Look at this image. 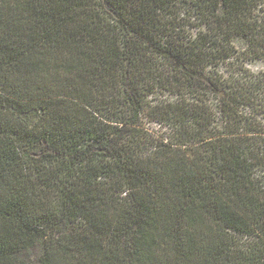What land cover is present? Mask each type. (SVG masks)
I'll return each instance as SVG.
<instances>
[{"label": "trees", "instance_id": "1", "mask_svg": "<svg viewBox=\"0 0 264 264\" xmlns=\"http://www.w3.org/2000/svg\"><path fill=\"white\" fill-rule=\"evenodd\" d=\"M35 242L264 264V0H0V264Z\"/></svg>", "mask_w": 264, "mask_h": 264}, {"label": "rangeland", "instance_id": "2", "mask_svg": "<svg viewBox=\"0 0 264 264\" xmlns=\"http://www.w3.org/2000/svg\"><path fill=\"white\" fill-rule=\"evenodd\" d=\"M242 242H246L243 240ZM41 253V245L39 242H35V245L30 248L28 251H25L23 253V257L30 263L34 264V261L37 259V257Z\"/></svg>", "mask_w": 264, "mask_h": 264}]
</instances>
